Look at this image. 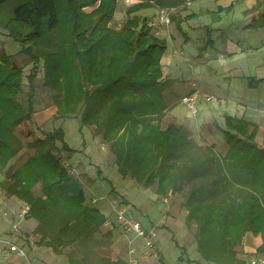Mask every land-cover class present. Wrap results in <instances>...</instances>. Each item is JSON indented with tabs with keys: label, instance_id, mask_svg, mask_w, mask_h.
I'll return each instance as SVG.
<instances>
[{
	"label": "trees",
	"instance_id": "trees-1",
	"mask_svg": "<svg viewBox=\"0 0 264 264\" xmlns=\"http://www.w3.org/2000/svg\"><path fill=\"white\" fill-rule=\"evenodd\" d=\"M7 1L0 0V5ZM65 1L72 14L65 44L61 46V40L55 51L38 53L22 41L23 54L36 65L44 62L45 84L54 90V118L79 117L83 127L109 144L123 177L145 188L156 185L159 195L167 196L171 190L176 199L186 196V224L204 261L245 264L238 248L247 235L256 243L257 252L264 254V146L257 141L259 127L227 116L228 150L223 156L211 146L200 148L183 126L161 130L159 120L168 108L162 65L167 43L145 25L139 31L144 20L136 12L148 2L129 7L123 28L116 30L109 23L118 0ZM155 1L178 7L187 0ZM59 2L26 0L17 6L15 18L32 25L31 36L37 40L42 30L51 33L63 25ZM84 7L95 9L86 13ZM262 21L264 25V15ZM35 69L28 77L30 89L24 104L20 98L23 68L0 52V170L7 169L6 193L26 202L28 218L38 222L36 243L60 255L70 246L88 244L107 218L86 204L83 184L65 167V158L76 150L66 142L63 130L48 132L42 139L30 127L36 112ZM17 130L35 151L8 174L12 159L23 152ZM193 177L194 188L183 194ZM40 183L42 193L36 197L33 189ZM99 264L124 263L101 257Z\"/></svg>",
	"mask_w": 264,
	"mask_h": 264
},
{
	"label": "crops",
	"instance_id": "crops-1",
	"mask_svg": "<svg viewBox=\"0 0 264 264\" xmlns=\"http://www.w3.org/2000/svg\"><path fill=\"white\" fill-rule=\"evenodd\" d=\"M140 3H142L140 0H134L130 6ZM123 4L124 0L121 3V10L118 8L115 13L114 22L121 21V11L127 9ZM156 12V5L148 4L136 14L146 21ZM263 15L264 0H190L181 9H177L172 17L171 36L164 37L167 50L162 58V65L163 79L167 83L164 96L168 108L159 120L161 130L183 126L190 131L191 138L193 134H199L198 137L203 139L201 142L194 135V141L198 146H211L216 149V146L226 145L227 151L228 142L224 135L226 117L236 116L258 126L259 138L264 131V25H261ZM255 19L257 21H254ZM175 50L184 54H176ZM186 68L190 75L182 72ZM178 71L182 74H177ZM195 85L205 93H215L211 90L218 91L220 92L218 95L232 102L215 107H208L202 103L200 114L192 117L188 109L187 112H183L180 107L184 106L182 97L192 92ZM56 114V107L50 106L47 110L35 112L34 118L41 126ZM102 142V148L106 152L107 143L103 139ZM72 157L73 155L65 158V161L72 164L70 161ZM111 158L113 159V156L108 154V159ZM103 164L105 163L102 162ZM72 165L81 170L80 166ZM112 170L116 174L114 181L107 176L98 178L103 182L106 180L111 182L113 186L111 192L102 196L97 194L90 188L94 182L85 190L87 203L100 209L102 214L106 218L110 217L113 222L110 227L103 225L101 231L97 233L98 236L102 232L108 242L103 245L105 253L101 255L113 262L128 264L130 245L134 243L139 245L141 242L139 239L134 241L132 236L126 235L117 223L115 210L120 208L141 220L146 227L158 228L160 256L153 258L149 264H164L166 248L173 243L181 249L179 259L173 260V264H198L201 255L192 230L188 228L186 221H178L176 208L170 198L123 177L116 167ZM7 177V169L0 170L2 185L5 184ZM119 183L121 189L118 187ZM181 214L187 216L188 210H182ZM37 225L35 219L27 218L22 224V233L14 234L11 223L0 216V264H63L50 247L35 242L34 230ZM165 230H169L170 233ZM184 231H187V234ZM6 240L24 249L26 257L12 251L10 245L4 242ZM192 252L194 257L189 255Z\"/></svg>",
	"mask_w": 264,
	"mask_h": 264
},
{
	"label": "rangeland",
	"instance_id": "rangeland-1",
	"mask_svg": "<svg viewBox=\"0 0 264 264\" xmlns=\"http://www.w3.org/2000/svg\"><path fill=\"white\" fill-rule=\"evenodd\" d=\"M128 1V0H127ZM124 0V6L128 9V7H131L130 4L133 2H128ZM139 1V0H138ZM142 3L148 2V4H157L159 3L155 0H140ZM190 0H187L183 4L179 5L178 7H167L163 6L166 8L174 9L172 13V17L174 13L177 11V9H181L185 4H188ZM26 2V0H8L6 3L0 5V52L7 54L9 57L12 58V61L18 65L19 67L23 68L24 71V76H23V93L20 95L21 102L24 104H27V94L30 89V83H29V75L34 72L35 67L38 70V76L35 80V85H36V92H35V99H34V109L35 111H41L44 110L50 106H54V99H53V94L54 90L48 85L45 84L46 81V71L44 68V62L41 61L39 64H35L34 61L31 60L30 57L26 56L23 54L22 50L24 48V45L27 47H33L35 52H42V49L44 50H49V51H55L56 45L58 44L59 41H63L61 46L65 44L64 39L68 35V27L70 24L71 19V12L67 7V4L65 3V0H60L59 5L61 7V16H62V21L63 25L60 26L57 30L48 33L47 31L42 30L43 35L41 37H38L37 40H35L34 36H31V34L34 32L35 28L30 25V24H21L17 22L16 20V8L19 6L21 3ZM121 2L122 0L118 1L117 9L121 10ZM100 2L98 3L99 6ZM95 8L94 7H84L83 11L86 13H91ZM127 9L121 11V21L114 22L111 21L109 23V26L114 29L120 27L119 30H121L128 19V14H127ZM117 11V10H116ZM140 16V15H139ZM142 18V17H141ZM173 21V20H172ZM144 25L146 26V21H142L141 25H139V31H142L144 29ZM172 27V26H171ZM164 38V37H163ZM39 39V40H38ZM25 43L23 45V43ZM170 45V43H168ZM181 69H179L180 71ZM178 73L179 75L182 74V72L186 75H190L189 70L186 68L182 70L181 73ZM207 71V70H206ZM183 76V75H182ZM212 92L215 93H210V94H215L219 97H224L218 95L220 92L211 90ZM217 92V93H216ZM228 99V98H226ZM230 100V99H229ZM230 101L229 103H231ZM203 105L208 106V107H215L218 106L219 104H208L204 103ZM227 105V104H226ZM185 106V105H184ZM181 106L180 109L183 112H187V108ZM201 106V105H200ZM225 106V105H224ZM202 108V106H201ZM200 108V109H201ZM30 127L34 130L35 136L40 137V138H45V134L51 131H55L58 129H62L64 132V138L66 142L76 150L75 154L73 157L70 159L71 163L77 166H80L81 170H78L77 175H74V177H78V179L81 181L83 184L85 190L86 187L91 183L92 186L90 187L92 191L97 192L99 195H103L106 193L111 192L112 190V184L110 181L106 180L105 182L101 181L98 178H102L107 176V178L111 179L114 181V177H116L115 172L112 170L115 167L114 163V155L111 153L110 146L109 144H106L108 149L105 152L103 150V142L100 137L94 136L91 129L88 126H82L81 120L79 117H72L69 118L65 121L63 120H58L54 117H51L48 122H46L43 125H38L36 122L34 116L33 120L30 123ZM252 130V128H251ZM17 134L20 135L21 139H23L24 145L22 148V154L21 156H16L15 158L12 159V161L9 164L8 169V174H10L14 169H16L19 165L23 164L26 162V160L33 155L35 149L28 147L27 140L22 136L20 130H17ZM194 135H192V140H194ZM199 134H196V138L203 142V139L198 137ZM211 142V140H209ZM257 141L262 143L264 146V131L261 133V135L257 136ZM106 143V142H105ZM226 146V145H225ZM216 146L215 151L218 153V155H225L226 154V148L227 146ZM205 146H200V148H204ZM198 152V151H197ZM108 154H111L113 156V159L111 158L108 159ZM110 158V157H109ZM110 160V161H109ZM106 161H108L106 163ZM102 162L105 164L102 165ZM66 161L64 160V165ZM71 164V165H72ZM99 164V165H97ZM101 164V165H100ZM110 167H109V166ZM83 168H82V167ZM86 169V170H85ZM118 169V168H117ZM131 179V178H129ZM1 180V179H0ZM93 180V181H92ZM134 181V180H132ZM199 179L196 178V182H198ZM135 182V181H134ZM136 183V182H135ZM142 186V185H141ZM37 187V188H36ZM41 183L36 185L35 188L33 189V193L36 197L41 195L42 193V188ZM119 189H121V183L118 184ZM143 187V186H142ZM156 185L151 186L154 191H156ZM194 188V177L192 178V181L190 180L189 184H186L185 190H183V194H186ZM86 192V191H85ZM7 194V193H6ZM169 194V195H168ZM167 196L170 198V201L172 205L176 208L175 212L177 214L178 221H186L185 218H187L186 215L181 214L182 210L187 209L185 206H183V203L186 201V196L185 198L182 199H176L172 195L171 190ZM9 197L10 201L15 204L19 205L20 203H26L22 201L21 199L15 197V196H10L7 194ZM168 199V198H167ZM27 204V203H26ZM86 204L88 206H94L93 204H89L86 201ZM188 215V214H187ZM186 216V217H185ZM181 217V218H180ZM34 219V218H31ZM177 221V222H178ZM181 221V222H182ZM179 223V222H178ZM101 231V229H100ZM168 233H170L169 230H165ZM185 234H187V231H184ZM133 238V236H132ZM35 242L39 240L38 235H34ZM106 237L102 235V232L99 233L97 236V233L93 236V239L88 243V244H76L74 246H70L65 249L63 254H55L60 260L61 263L63 264H71L70 263V258L73 260L74 263L76 264H98V261H100L101 257H105L101 254L105 253V246L103 245L107 244ZM254 248V251L252 252V249ZM167 251L164 259V264H169L175 261V259H179V256L181 255V249L180 247H177L175 243L171 244V246H167ZM194 251V248H192ZM239 255L238 257L242 262L245 264H251L252 258L256 257H264V254L258 253L257 252V246L256 243L254 242L253 238L251 235H247L246 238L243 241V244L241 247L238 248ZM190 257H194V252L192 254H189ZM186 256V255H185ZM199 263L198 264H210L206 261H204L200 256H199ZM83 260L84 263H81ZM174 260V261H173ZM248 261V262H247ZM177 262V261H176ZM182 264V263H180ZM188 264V263H185Z\"/></svg>",
	"mask_w": 264,
	"mask_h": 264
},
{
	"label": "built area",
	"instance_id": "built-area-1",
	"mask_svg": "<svg viewBox=\"0 0 264 264\" xmlns=\"http://www.w3.org/2000/svg\"><path fill=\"white\" fill-rule=\"evenodd\" d=\"M127 1V0H126ZM129 1H127L128 3ZM157 12L147 18L146 28L151 31L156 37L171 36L172 13L174 9L166 8L155 4ZM119 30L120 27H116ZM176 54L183 55L184 53L175 50ZM230 102L225 97H219L215 94L205 93L197 85L194 90L182 97V103L187 107L192 117H197L200 114V105L202 103L226 105ZM65 167L72 175H77L78 169L66 162ZM168 202V200H166ZM116 221L121 227L122 231L128 235L133 236V240L139 239V245H130L128 249V264H149L153 258L160 256L158 249V234L157 227H146L143 222L129 214L125 209H116ZM29 213V206L27 204H13L6 194L4 186L0 183V216L8 220L14 230V234L22 233V224L27 220ZM113 224L109 217L104 225L110 227ZM10 245L11 250L18 253L22 257H26L24 249L13 244L10 240L4 241ZM251 264H264V257L253 258Z\"/></svg>",
	"mask_w": 264,
	"mask_h": 264
}]
</instances>
